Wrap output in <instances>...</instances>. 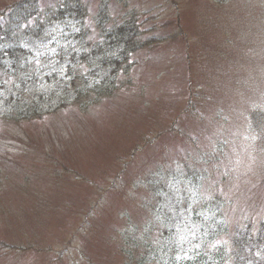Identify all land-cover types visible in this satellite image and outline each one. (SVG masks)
<instances>
[{
  "label": "rangeland",
  "instance_id": "rangeland-1",
  "mask_svg": "<svg viewBox=\"0 0 264 264\" xmlns=\"http://www.w3.org/2000/svg\"><path fill=\"white\" fill-rule=\"evenodd\" d=\"M81 1L73 23L90 51L120 25L140 46L133 86L111 113L91 104L80 107L83 119H0V264H126L124 246L138 238L144 264L157 263L158 248L162 264L201 249L231 264L222 254L236 232H259L264 219V149L244 124L248 108L264 106V0ZM96 17L108 19L106 32ZM33 24L22 22L15 37L29 41ZM165 171L200 175L209 208L224 219L207 225L175 208L194 202L182 189L159 198L154 182ZM27 194L34 203L23 202ZM263 248L251 263H263Z\"/></svg>",
  "mask_w": 264,
  "mask_h": 264
},
{
  "label": "trees",
  "instance_id": "trees-1",
  "mask_svg": "<svg viewBox=\"0 0 264 264\" xmlns=\"http://www.w3.org/2000/svg\"><path fill=\"white\" fill-rule=\"evenodd\" d=\"M28 0H21L20 3H17L13 6H18L20 4H24ZM66 4H69L67 6H63V8L68 7L69 11L81 9L82 6L80 2H66ZM15 8H12L8 15L12 14ZM62 10V9H61ZM77 11V10H76ZM7 15V16H8ZM71 24V23H70ZM18 26H15L14 19L12 17H5V19L0 22V75H2L7 67H11V70L8 73H5V82L11 81L13 82L16 89L19 90L20 94L24 96V102L26 106L31 104L34 100L39 99L40 94H37L35 97L32 96V93L26 91L27 85H30L33 87L34 83L33 80L29 81L30 76L33 74L38 73V69L35 65H38L37 62H32L29 60L28 57L23 58L19 55V53H25L29 50V48H23L24 40H18L15 37V33L18 31ZM64 36L63 33L59 32L57 33L56 37H62ZM120 37V36H119ZM118 37V39H119ZM134 48V47H132ZM137 50V49H136ZM104 54V53H103ZM3 55V57H2ZM14 57H13V56ZM26 55V54H25ZM103 59L99 58L96 59V65H101V61ZM94 61V60H93ZM87 64H91L90 62L86 61ZM108 68L109 64H105ZM78 76H76L77 79ZM109 85V81L103 82L99 85L100 88L106 87ZM43 87V84H36V88ZM14 106V105H13ZM34 111H36V107H32ZM257 112H252L249 115V120L246 125H252V128H256V125H258L257 122ZM249 121H251V124H249ZM177 177L178 182L174 184L173 182H170V179H173ZM201 176L197 175L196 178L192 176V172L188 174L185 178H181L179 174H175L172 172H165L163 173L161 179L159 181L154 182L156 185V188L159 189V198H162L161 196L166 191H179V189H182L184 195H189L193 193V191L196 194H199L198 191L199 188H204L203 182L204 180H201ZM202 182V185H201ZM161 189V190H160ZM200 189V190H201ZM205 196V193H204ZM202 197V196H201ZM210 197V196H209ZM217 199V197H213ZM204 198H201L203 200ZM186 203H182L179 205V209L182 207H185ZM261 235L258 237H254V234L250 230L245 231H238L236 232V238L233 241V249L231 251H228L225 253V255L222 254V256L226 257L231 264H249L250 257L255 254L257 250L262 249V244H264V221L261 222ZM3 238L0 239L2 241ZM135 241V246L130 245L127 248L124 246L125 250V257L130 260L129 262L125 261L126 264H131L132 260H135V263L137 264H144L146 260H148L147 257H140V253L138 255L137 251L145 245L146 240L145 239H133ZM264 249V248H263ZM122 250V249H121ZM156 257H159L157 255ZM155 257V258H156ZM209 259V258H208ZM207 258L205 259L206 262ZM208 262V260H207Z\"/></svg>",
  "mask_w": 264,
  "mask_h": 264
}]
</instances>
